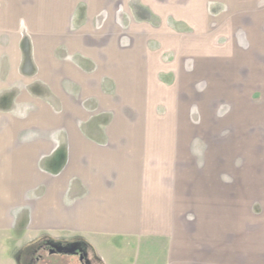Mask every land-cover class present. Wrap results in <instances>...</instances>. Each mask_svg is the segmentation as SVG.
<instances>
[{
	"label": "rangeland",
	"instance_id": "obj_1",
	"mask_svg": "<svg viewBox=\"0 0 264 264\" xmlns=\"http://www.w3.org/2000/svg\"><path fill=\"white\" fill-rule=\"evenodd\" d=\"M123 1L0 0V62L4 56L14 64L5 63L0 79V235L7 254L28 240L23 232L33 210L38 218L75 219V164L62 168L54 156L61 139L75 138L81 122L160 121L177 123L180 137L197 139L190 150L184 146L179 164L180 194L194 191V211L178 239L180 252L193 256L188 264H264V61L249 66L258 74L252 81L245 74L244 88H229L227 97L218 85L221 68L208 71L211 86L203 88L200 61L179 74L176 89L153 88L158 96L171 95L169 112L141 113L142 55L139 37L125 35ZM248 24L251 19H244ZM246 36L240 57L264 58V48L248 49ZM61 198L66 208L60 214L45 210ZM47 232L66 239L80 235L68 224L41 227L32 236ZM42 241L26 242L14 264H38ZM89 257L105 264L91 245ZM66 258L79 264L74 255Z\"/></svg>",
	"mask_w": 264,
	"mask_h": 264
},
{
	"label": "crops",
	"instance_id": "obj_2",
	"mask_svg": "<svg viewBox=\"0 0 264 264\" xmlns=\"http://www.w3.org/2000/svg\"><path fill=\"white\" fill-rule=\"evenodd\" d=\"M123 2L125 35L139 37L138 50L142 55L139 63L143 77L141 113L160 116L169 112L171 95L158 96L153 88L176 89L179 74L193 71L200 61L206 70L204 89L211 86L208 71L221 68L218 85L225 97L229 88H244L245 74L249 81L258 74V69L249 66L259 65V60L264 61V58L252 59L254 61L241 58L244 48L241 39L247 34L248 49L264 48V0ZM247 18L251 19V24L244 25ZM2 58L0 79L4 77L5 63L14 66L9 60L5 62L4 56ZM186 60L188 63L182 62ZM112 80L114 86L116 81ZM80 124L77 136L61 139L54 152L61 167L75 164V219L38 218L33 210L31 224L23 232L28 240L13 255L7 254L5 237L0 235V264H14L15 254L28 241L43 240L45 236L64 238L49 232L32 236L37 229L67 227L68 224L80 233L79 238L97 250L105 264H188L187 259L193 256L188 250L180 252L178 239L180 227L189 224L190 212L194 211L189 207L190 194L194 191L188 187L183 196L180 194L179 164L182 149L194 147L196 137H180L177 123L166 125L160 121ZM99 129L103 132L98 135L91 132ZM183 140L189 142L183 144ZM202 143L204 162L208 144L205 139ZM0 193L1 201L3 192ZM181 196L187 205L183 208ZM48 202L47 194L44 204ZM64 202L61 198L58 205H47L45 210L60 214L66 208ZM194 217L191 216L192 220Z\"/></svg>",
	"mask_w": 264,
	"mask_h": 264
},
{
	"label": "flooded vegetation",
	"instance_id": "obj_3",
	"mask_svg": "<svg viewBox=\"0 0 264 264\" xmlns=\"http://www.w3.org/2000/svg\"><path fill=\"white\" fill-rule=\"evenodd\" d=\"M89 244L82 238L66 239L45 236L36 253L38 264H75L68 255L78 258L79 264H93L89 257Z\"/></svg>",
	"mask_w": 264,
	"mask_h": 264
},
{
	"label": "trees",
	"instance_id": "obj_4",
	"mask_svg": "<svg viewBox=\"0 0 264 264\" xmlns=\"http://www.w3.org/2000/svg\"><path fill=\"white\" fill-rule=\"evenodd\" d=\"M86 241V240H85ZM87 242V241H86ZM89 245H91L89 242H87Z\"/></svg>",
	"mask_w": 264,
	"mask_h": 264
}]
</instances>
